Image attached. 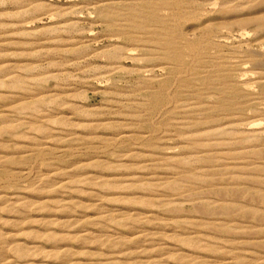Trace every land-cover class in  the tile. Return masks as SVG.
<instances>
[{"label":"rangeland","instance_id":"rangeland-1","mask_svg":"<svg viewBox=\"0 0 264 264\" xmlns=\"http://www.w3.org/2000/svg\"><path fill=\"white\" fill-rule=\"evenodd\" d=\"M0 69V262L264 264V0H0Z\"/></svg>","mask_w":264,"mask_h":264},{"label":"bare ground","instance_id":"bare-ground-1","mask_svg":"<svg viewBox=\"0 0 264 264\" xmlns=\"http://www.w3.org/2000/svg\"><path fill=\"white\" fill-rule=\"evenodd\" d=\"M244 2V1H243ZM260 2H261V0H260ZM21 3V2H20ZM237 6V5H236ZM224 9V8H223ZM31 10V9H30ZM131 11V10H130ZM22 12V11H21ZM233 12V11H232ZM20 21V20H19ZM194 21V20H193ZM261 23V22H260ZM58 24V23H57ZM54 31V30H53ZM56 31V30H55ZM71 31V30H70ZM155 42V44L156 45H158V47H159V45L160 46H163L165 49H166V47H168V46H172V45H174V40H173V38H168V39H166V40H155L154 41ZM208 45V44H207ZM78 50V49H77ZM120 51V50H119ZM115 52V51H114ZM121 52H123V51H121ZM79 54V53H78ZM24 55V54H23ZM66 55H67V53H66ZM259 55V54H258ZM169 58L173 61V62H178L179 61V53L177 52V50L174 48V50H172L171 51V53H170V55H169ZM119 61H121L120 59H119ZM148 68V67H147ZM187 69V68H186ZM1 70V69H0ZM264 79V78H263ZM18 86H20V85H18ZM1 88V87H0ZM7 94V93H6ZM228 95V94H227ZM233 95V94H232ZM191 100V99H190ZM51 103V102H50ZM55 103V102H54ZM48 105H50L49 103H48ZM35 106V105H34ZM55 108H56V106H55ZM33 111V110H32ZM34 112V111H33ZM2 114H5V113H3V111H0V117H2ZM20 116V115H19ZM28 118V117H27ZM31 119V118H30ZM34 120V119H33ZM244 122V121H243ZM15 123V122H14ZM42 123V122H41ZM233 123V122H232ZM231 123V124H232ZM166 124V123H165ZM226 124V123H225ZM230 124V123H229ZM250 125V124H249ZM224 126V125H223ZM209 129H211V131H212V129L213 128H207V131H209ZM190 130V129H189ZM214 130V129H213ZM226 130H228V129H224V128H222V129H220V131H222V132H224V133H226L227 131ZM171 132V131H170ZM10 134V133H9ZM187 134H189V133H187ZM191 134V133H190ZM217 136V135H216ZM7 147V146H6ZM263 147V146H262ZM205 152H207V151H205ZM258 153V152H257ZM199 154V153H198ZM262 154V153H261ZM259 156V155H258ZM151 160V159H150ZM164 160V159H163ZM8 161H10V160H8ZM264 165V164H263ZM227 166V165H226ZM209 168V167H208ZM212 168V167H211ZM78 169V168H77ZM158 181V180H157ZM255 183V182H254ZM116 185V184H115ZM132 185V184H131ZM78 186V185H77ZM129 187V186H128ZM61 189H67V188H69L68 186H62V187H60ZM120 189H122L121 187H119ZM151 188V187H150ZM130 189V188H129ZM55 191V190H54ZM57 191V190H56ZM61 191V190H60ZM67 191H69V189L67 190ZM44 192V191H43ZM66 192V191H65ZM40 194V193H39ZM152 194V193H151ZM55 195V194H54ZM59 195V194H58ZM176 195V194H175ZM17 199V198H16ZM137 200V199H136ZM144 200L145 199H141V201H143L144 202ZM213 200V199H212ZM137 203V202H136ZM261 203V202H260ZM14 208V207H13ZM40 212V211H39ZM108 212V211H107ZM208 215V214H207ZM67 216V215H66ZM248 218V217H247ZM75 219V218H74ZM66 220V219H65ZM101 221V220H100ZM209 221V220H208ZM66 226H68L67 224H66ZM89 226V225H88ZM257 227V226H256ZM83 228H85V227H83ZM115 228V227H114ZM117 229V228H116ZM85 230V229H84ZM14 232V231H13ZM5 236H10L9 238H8V240H10V241H12V242H14V239H13V237L10 235V234H8V233H6V234H4ZM173 235V234H172ZM37 236V235H36ZM3 236L0 234V240H1V242H7L8 240L6 239V238H2ZM169 237V236H168ZM36 238H39V236H37V237H35L34 239L36 240ZM7 241H6V240ZM53 239V241H54V239H55V242H56V238H52ZM232 239V238H231ZM35 240H33L34 242H36ZM38 240V239H37ZM33 241H31V242H33ZM52 241V242H53ZM69 241V240H68ZM182 241H183V239H182ZM55 242H54V244H55ZM58 242V241H57ZM50 245V244H49ZM166 246V245H165ZM18 247H20V245H18ZM261 247V246H260ZM30 248H32V249H34V248H36V246L34 245V244H32L31 245V247ZM165 251H167V249L165 250ZM34 252V251H33ZM12 253V252H11ZM245 257V256H244ZM248 258V257H247ZM5 260V259H4ZM26 260H27V258H26ZM69 261H70V259H69ZM85 261V260H84ZM222 261V260H221ZM0 264H14L12 261H8V262H5V263H3V262H0Z\"/></svg>","mask_w":264,"mask_h":264}]
</instances>
